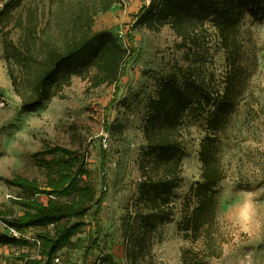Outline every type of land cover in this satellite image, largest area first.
<instances>
[{
    "label": "trees",
    "instance_id": "1",
    "mask_svg": "<svg viewBox=\"0 0 264 264\" xmlns=\"http://www.w3.org/2000/svg\"><path fill=\"white\" fill-rule=\"evenodd\" d=\"M116 0H49L48 8L29 5L18 10L23 0H8L0 8L1 45L14 92L21 98L20 112H30L54 96H62L74 77L91 87L114 85V97L106 115L117 102L120 82L137 52L132 32L146 28L160 32L169 26L180 39L183 63L177 62L164 74L150 96L143 117L145 145L139 158L137 192L121 216L125 264H155L153 233L175 215V190L184 180L183 161L188 156L191 122L200 121L203 136L198 157L201 179L190 185L178 229L188 245L182 247L181 264H208L223 253L224 237L218 217L222 181L228 165L223 158L226 142L238 138L254 125L240 127L234 113L247 99L254 114H264L261 95L248 87L253 63L250 40L242 30L246 16L264 20V0H150L135 13L127 38L121 44L113 29L94 30L95 17L108 11ZM215 28L225 53V68L217 74L209 44V28ZM19 30L17 40L11 34ZM127 100V99H126ZM246 101V102H247ZM125 102V99L123 100ZM104 128L111 131L105 117ZM117 129L121 131L122 125ZM247 137L244 138L246 140ZM44 177L15 175L3 178L19 189L13 202L23 212L0 207V248L5 245L38 249L39 257L25 255L23 264H53L64 248H77L75 237L92 212L97 232L98 219L108 194L106 173L98 189L88 166L83 146L46 144L33 153ZM106 167L107 153L101 147ZM238 187L253 190L264 184V168L244 183L238 168ZM245 180V179H244ZM47 196L42 201L39 196ZM15 229L18 236L5 230ZM40 229L33 241L21 233ZM79 247V246H78ZM95 250L98 255L94 258ZM90 257L94 260L89 261ZM83 264H121L112 253L100 249L98 237L85 247Z\"/></svg>",
    "mask_w": 264,
    "mask_h": 264
},
{
    "label": "rangeland",
    "instance_id": "2",
    "mask_svg": "<svg viewBox=\"0 0 264 264\" xmlns=\"http://www.w3.org/2000/svg\"><path fill=\"white\" fill-rule=\"evenodd\" d=\"M8 0H0V8ZM150 0H116L106 12L95 17L94 30L113 29L121 44L130 48L127 38L129 25L135 13ZM48 8L49 0H23L18 10L29 5ZM209 28L210 53L217 74L224 71L225 53L220 47L215 28ZM242 30L250 40L253 60L248 87L261 95L264 101V20L246 16ZM19 30L11 36L17 40ZM133 44L137 52L128 64L117 96V102L106 115L104 110L114 97V85L91 87L89 82L74 77L72 84L33 111L21 113V98L14 92L4 59L0 36V96L6 105L0 108V207L21 214L23 210L13 202L19 189L5 184L3 178L21 175L44 180L33 153L44 145L83 146L87 149L88 166L94 172L98 189L102 188L106 173L108 194L98 219L97 232L92 212L86 217L87 224L75 239L77 248H64L56 256L58 264H83L85 247L93 239H99L100 249L112 253L117 261L125 264L121 216L125 207L137 192L140 181L139 158L145 145L142 133L143 117L150 96L154 95L160 78L177 62L183 63L182 51L177 48L180 39L169 26L160 32L146 28L134 30ZM125 99V102L123 100ZM127 99V100H126ZM243 100L234 113V121L240 127L254 125L257 131H245L238 138L226 142L223 158L228 165L227 177L222 181L218 217L224 237L223 253L219 258H209L208 264H264V184L253 190L238 187L240 172L244 183L264 168V114L257 116ZM112 125L111 131L104 126V119ZM122 125L121 131L117 129ZM192 134L188 137V156L183 161V183L175 190V215L171 222L153 233L155 264H181L182 247L188 245L178 229L183 216L184 200L190 185L200 181L201 163L198 157L199 143L203 136L200 121H192ZM247 137L246 140L244 138ZM101 147L106 149V167H101ZM245 179V180H244ZM39 198L46 202L47 196ZM12 234L11 230H5ZM40 229L29 228L21 233L33 241ZM20 234V233H19ZM39 257L38 249L26 246L5 245L0 248V264H23L26 257ZM98 255L95 250L94 258ZM90 257L89 261L94 260Z\"/></svg>",
    "mask_w": 264,
    "mask_h": 264
},
{
    "label": "built area",
    "instance_id": "3",
    "mask_svg": "<svg viewBox=\"0 0 264 264\" xmlns=\"http://www.w3.org/2000/svg\"><path fill=\"white\" fill-rule=\"evenodd\" d=\"M5 105H6V100L2 96H0V108L4 107ZM9 230H11V232H13L12 233L13 235H16V236L19 235V232H17L15 229H12L11 228ZM59 262H60V257L59 256H56L54 258L53 264H58Z\"/></svg>",
    "mask_w": 264,
    "mask_h": 264
}]
</instances>
